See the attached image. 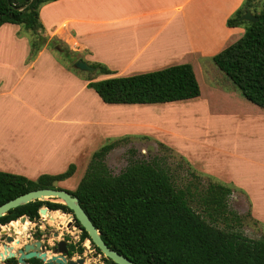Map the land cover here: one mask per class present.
<instances>
[{
  "label": "crops",
  "instance_id": "1",
  "mask_svg": "<svg viewBox=\"0 0 264 264\" xmlns=\"http://www.w3.org/2000/svg\"><path fill=\"white\" fill-rule=\"evenodd\" d=\"M241 2L51 0L38 8L43 28L40 34L46 41L31 59V32H24L17 24H1L0 171L35 179L40 174L59 173L70 163L75 169L86 154L91 155L107 140L146 136L149 121L161 126L168 121L172 124L173 119L164 120L157 111L144 112L138 120L135 112L141 108L124 119L129 116L124 111L130 108L122 105L149 104H98L93 114L86 105L85 96L91 89L86 86V74L62 65L48 49L47 41L55 39L64 44L73 52L72 62L79 59L104 64L111 73L98 79L183 62L194 71L196 66L201 68L199 58L214 55L235 37L227 39L237 28L225 22ZM237 31L242 33L243 29ZM207 90L220 91L214 86H207ZM88 117L90 126L81 130L88 125ZM247 123L244 133L250 131L254 147L252 170L246 180L236 176L233 185L258 226L259 222L264 225V112Z\"/></svg>",
  "mask_w": 264,
  "mask_h": 264
},
{
  "label": "trees",
  "instance_id": "2",
  "mask_svg": "<svg viewBox=\"0 0 264 264\" xmlns=\"http://www.w3.org/2000/svg\"><path fill=\"white\" fill-rule=\"evenodd\" d=\"M48 1L51 0H0V25L13 23L31 32L28 59L46 41L40 34L43 28L38 8ZM253 1L242 0L227 17V26L244 25L243 32L212 55L211 61L246 101L264 109V4L257 10ZM245 10H250L256 20H238ZM55 41H47V47L63 52ZM88 65L93 69L82 72L71 65L69 69L86 74V86L106 104L166 103L199 95L198 82L188 62L101 79L95 78L111 71L98 62ZM116 142L117 139L107 140L93 151L74 189L67 190L77 198L107 247L136 264H264V238H249L230 230L231 227L220 229L213 225L219 218L227 224L226 213H230L237 224L240 222L234 212L227 210L230 186L208 182L198 194L200 209L195 210L190 189L178 186L168 171L153 160H130L117 174H112L104 159ZM73 172L72 163L59 173L40 174L35 179L0 171V204L28 190L60 188L55 183L70 177ZM40 206L70 212L59 202L36 199L9 209L0 216V225L21 215L35 220ZM8 224L18 232L28 222L11 221ZM75 224L81 231L78 246L76 250L70 248L68 256L74 251L81 253L80 243L89 239L79 223L75 221ZM96 252L101 254L97 248ZM101 259L103 264H115L103 256Z\"/></svg>",
  "mask_w": 264,
  "mask_h": 264
},
{
  "label": "rangeland",
  "instance_id": "3",
  "mask_svg": "<svg viewBox=\"0 0 264 264\" xmlns=\"http://www.w3.org/2000/svg\"><path fill=\"white\" fill-rule=\"evenodd\" d=\"M253 3L258 10L264 4V0H254ZM234 28L237 29L227 39L233 37V35L238 38L242 33L237 30L238 28L244 29V25H238ZM22 30L30 32L23 27ZM231 39L227 40L222 47L229 44L232 41ZM55 43L61 45L60 41L56 40ZM61 47L63 52L48 49L52 51L62 65H73V62H71L74 57L72 56L73 52L64 44ZM199 61L201 68L196 66L194 70L200 91L198 100H196V97V99L188 101L149 105H122L130 108V111H124L125 115H129L125 116L124 119L130 118L132 116L131 112L141 108L140 111L135 112L136 114L134 113L138 120L144 112L157 111L162 119H173L172 124L171 121L162 126L160 122H147V134L140 133L146 136H129L126 139H117L116 145L106 154L104 162L112 174H117L130 160L155 161L168 171L170 177L178 186H187L190 189L194 195L192 207L195 210L200 209L197 203L198 194L203 191L208 182H219L230 186L231 192L226 197L227 210L234 212L239 217L240 222L237 224L230 213H226L227 224L224 223L222 218H219L213 225L220 229L231 227L230 230L238 231L249 238H264V225L259 222V225L256 226L252 222L253 219L250 218L247 202L242 200L239 190L233 185L236 176L241 179L250 177L254 147L250 131L248 130L249 133L246 134L244 132L249 127L247 120H250L252 116L259 114V112H264V109L243 99L227 77L212 63L211 56L205 55L199 58ZM100 76V74L97 75L95 79ZM207 86H214L217 91L219 89L220 91L218 93L215 90L209 91ZM88 91L85 96L87 99L86 105L90 112L92 110L93 114L94 108L98 104L111 106L102 103L91 89H88ZM89 120L90 117L87 118L88 125H83L81 130L90 126ZM92 126L94 129L93 124ZM46 130H49V128H46ZM108 137L112 136L109 135ZM85 156L86 158L77 164L78 166L70 177L56 182L55 185L65 190H73L84 173L90 153ZM41 200L58 202L55 198L49 197ZM55 211L57 216L53 217L54 220L52 221L47 218L48 215L46 214L48 212L39 215L34 222L26 218L28 225L24 229L15 232L14 238L18 240V243L13 241L12 244L16 247L19 246V243L28 241L30 236L34 237L35 229L39 230V239L48 242H52L54 239L75 242L79 235V229L71 222L69 214L60 210ZM1 228L7 230L8 226L2 225ZM55 233L56 236H54ZM87 243L88 240L82 242L83 252L81 255L84 256V264H101L103 262L101 259L102 254L95 255L92 253L91 255L87 251ZM81 255L73 254L72 257Z\"/></svg>",
  "mask_w": 264,
  "mask_h": 264
},
{
  "label": "water",
  "instance_id": "4",
  "mask_svg": "<svg viewBox=\"0 0 264 264\" xmlns=\"http://www.w3.org/2000/svg\"><path fill=\"white\" fill-rule=\"evenodd\" d=\"M238 20H247V21H255L256 17L253 16L250 12V10H245L239 17ZM73 67L82 71H89L93 68L88 65L85 61L82 60H75L73 62ZM45 197L49 198H55L58 200L59 203L65 205L70 211L69 217L71 218V222L77 221L80 225V227L87 233L89 240H88V249L92 250L94 247H96L99 252L102 254L103 257L108 258L115 264H136L132 262L127 257L117 253L113 249L106 246L104 241L101 239L99 231L93 226L91 221L89 220L86 213L83 211V209L80 207V204L77 201V198L68 192L65 189L62 188H51V187H45V188H36L32 190H28L22 194H19L15 196L14 198H11L3 203L0 204V216L6 214L9 209L14 208L16 206L25 204L27 202L33 201V200H41ZM46 208L41 207L39 208V214H45ZM25 216H20L17 221L23 222L25 221ZM8 226V233H13V228L10 224H7ZM56 236V233L54 234ZM13 240L12 236H7L6 241L10 242ZM36 245L39 243L36 241ZM66 242L64 240H58L56 242V249L54 250L55 255L50 256V258H46V254L44 252L35 253V252H28L29 249H31V245L24 244L23 248L19 250V256L18 258H26L30 256H35L36 258H40L43 261H45L47 264H51L52 261L55 263H67V264H84V258L83 257H77L75 259L71 258H65L64 255H66L67 250L65 247ZM6 247L7 250H10V246H3ZM26 252V253H25ZM6 252H4L5 254ZM7 256H13L12 252H8L6 254ZM0 256H2V253H0Z\"/></svg>",
  "mask_w": 264,
  "mask_h": 264
},
{
  "label": "flooded vegetation",
  "instance_id": "5",
  "mask_svg": "<svg viewBox=\"0 0 264 264\" xmlns=\"http://www.w3.org/2000/svg\"><path fill=\"white\" fill-rule=\"evenodd\" d=\"M41 207H45L46 208V212H51L52 211L51 213H53V216L51 217V220H54L53 217H56L57 216L56 211L55 210H49L46 206H40L39 208H41ZM39 208L37 210L38 217H39V215H42V214H39ZM56 210H58V209H56ZM63 213H65V212H63ZM66 213L67 214H69V213L71 214V211L70 212H66ZM25 218H27V217L25 216ZM17 219L11 220V221H17ZM11 221H9V222H11ZM25 221H26V219H25ZM75 221H73L74 226H76L79 229V234H80V232H81L80 231V228L75 224ZM32 222H34V220H32ZM8 223L3 224V225L4 226H7ZM1 226L2 225H0V253H2V256H0V264H47L45 261H43L40 258H36L35 256H30V257H26V258L19 259L18 258L19 254H20L19 253V250L23 248V245L24 244L31 245V249H29L28 252H30V251L35 252V253L36 252L37 253L44 252L46 254V258H50V256H54L55 255L54 250L56 249V242L58 241L57 239H54V241H52V242H48L47 240L39 239V236H40L39 230L38 229H35V231H34V237L30 236L28 241L22 242L21 244L19 243V246H16L15 247L12 244L13 241L16 242V243H18V240L14 238L15 232L13 231L14 234H10V233H8V229L5 230V229L1 228ZM7 236H12L13 237V240L10 241V242H7L6 241V237ZM59 240H61V239H59ZM78 240H79V235H78V238H77V240L75 242H67V241L64 240L66 242L65 247H66V250H67L66 255H64V257L66 259L67 258L75 259L77 257H83L84 258V256L81 255L82 252H83V249H82V252L81 253H78V252L74 251L71 256H68V252H69L70 248L73 247L74 250L77 249ZM84 240H89V239H84ZM36 241L39 243L38 245L35 244ZM82 242L80 243V246H82ZM4 245L5 246H10V250H7L6 247L4 248L3 247ZM82 248H83V246H82ZM9 251L13 253V256H7L6 255ZM87 251L89 253H91V255H92V253H94L95 255L98 254L96 252V247H94V249H92V250H89L88 249ZM4 252H6V253L4 254ZM73 254H78V255H81V256L72 257ZM93 257H94V255H93ZM84 262H85V259H84ZM51 264H62V263H55L54 261H52ZM63 264H67V263H63ZM93 264H98V263H93Z\"/></svg>",
  "mask_w": 264,
  "mask_h": 264
},
{
  "label": "bare ground",
  "instance_id": "6",
  "mask_svg": "<svg viewBox=\"0 0 264 264\" xmlns=\"http://www.w3.org/2000/svg\"><path fill=\"white\" fill-rule=\"evenodd\" d=\"M46 215H48L47 218H48L49 221H50V220H51V217L53 216V213H49V212H48ZM51 221H52V220H51ZM23 222H24V221H23Z\"/></svg>",
  "mask_w": 264,
  "mask_h": 264
}]
</instances>
